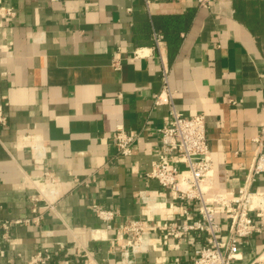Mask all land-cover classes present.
I'll return each mask as SVG.
<instances>
[{"label":"crops","instance_id":"0c3cea01","mask_svg":"<svg viewBox=\"0 0 264 264\" xmlns=\"http://www.w3.org/2000/svg\"><path fill=\"white\" fill-rule=\"evenodd\" d=\"M0 6L15 12L0 17V107L8 121L0 125V218L22 220L12 226L1 264H27L46 250L48 264H129L127 222L199 218L196 208L147 177L159 130L171 117V105L155 104L164 67L175 110L206 117L215 171L209 195H236L244 186L264 124V0H212L208 8L197 0H154L149 8L144 0H0ZM154 32L164 36L161 48ZM120 128L139 133L132 156L117 152ZM44 170L56 175L59 191L49 196L54 208L38 226L25 220ZM253 189L264 191V174ZM94 204L117 213L111 230ZM217 220L225 226L219 206ZM146 239L155 247L132 255L130 264H191L206 235L174 239L151 230ZM260 256L264 233L244 240L237 264Z\"/></svg>","mask_w":264,"mask_h":264},{"label":"built area","instance_id":"2783aa9c","mask_svg":"<svg viewBox=\"0 0 264 264\" xmlns=\"http://www.w3.org/2000/svg\"><path fill=\"white\" fill-rule=\"evenodd\" d=\"M153 1L144 0L148 8ZM211 1L197 0V3L200 8H208ZM0 17L12 19L15 17L14 9L0 6ZM163 40L162 34L154 32L153 41L157 48H161ZM136 56H143L142 50H137ZM114 66L119 67L120 63L114 62ZM162 81L163 89L156 96L155 104L171 105V117L159 130L161 142L157 150V159L152 164L147 177L157 180L163 188L172 190L176 200L196 208L199 218L193 222L173 220L155 226L138 220L127 222L123 230L131 235V241L129 248L123 252L124 260H128L130 264L132 255L154 248L155 246L146 237L151 230H160L174 239H182L193 232L206 235L204 245L191 264H237L244 240L255 234L264 233V191L253 189L256 178L264 174V124L260 134L255 138L254 161L244 186L236 195L213 194L210 196L215 171L208 142L206 117L203 114L185 116L175 110L174 92L169 84V70L166 67L163 68ZM7 123V118L0 107V125L6 126ZM139 137V133L120 128L115 136L119 156H132L138 149ZM38 140L34 150L40 160L45 153L43 143ZM41 182L42 188H39L32 196V217L25 220L26 223L32 222L38 226L45 210L54 208L55 201L51 202L49 196L52 197L59 191V181L50 170L43 171ZM142 199L147 207L155 206L150 196L143 195ZM218 206L224 212L225 226L217 220ZM93 211L104 222L106 229L111 230L117 213L98 204L93 205ZM190 213L189 208L183 211V215L187 217ZM21 222L22 220L0 218V264L6 252V245L11 241L12 226ZM51 259L52 254L48 250L39 251L29 258L27 264H48ZM251 264H264V256L258 257Z\"/></svg>","mask_w":264,"mask_h":264}]
</instances>
